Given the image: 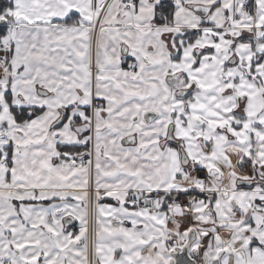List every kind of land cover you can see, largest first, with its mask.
Returning <instances> with one entry per match:
<instances>
[{
  "label": "snow or ice",
  "instance_id": "6c2138e0",
  "mask_svg": "<svg viewBox=\"0 0 264 264\" xmlns=\"http://www.w3.org/2000/svg\"><path fill=\"white\" fill-rule=\"evenodd\" d=\"M0 264H264V0H0Z\"/></svg>",
  "mask_w": 264,
  "mask_h": 264
}]
</instances>
